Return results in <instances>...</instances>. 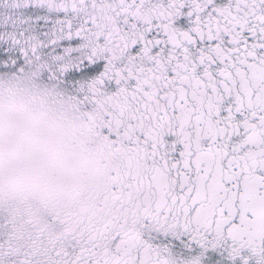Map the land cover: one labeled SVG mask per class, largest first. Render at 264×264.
Listing matches in <instances>:
<instances>
[{"label": "snow or ice", "instance_id": "6c2138e0", "mask_svg": "<svg viewBox=\"0 0 264 264\" xmlns=\"http://www.w3.org/2000/svg\"><path fill=\"white\" fill-rule=\"evenodd\" d=\"M0 264H264V0H0Z\"/></svg>", "mask_w": 264, "mask_h": 264}]
</instances>
